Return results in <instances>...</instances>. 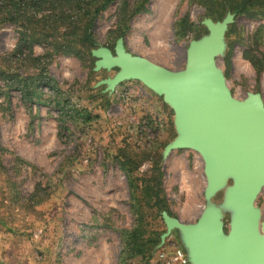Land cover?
<instances>
[{
  "label": "rangeland",
  "instance_id": "rangeland-1",
  "mask_svg": "<svg viewBox=\"0 0 264 264\" xmlns=\"http://www.w3.org/2000/svg\"><path fill=\"white\" fill-rule=\"evenodd\" d=\"M118 7L116 1L97 17L94 49L113 51ZM205 18L197 0H148L128 23L125 48L180 71L189 42L207 33ZM228 30L216 66L236 100L259 93L264 104V19L240 15ZM20 32L0 24V71L37 75L32 62L10 57ZM47 51L35 46L33 55ZM247 53L256 66L244 58ZM94 61L52 53L46 73L59 94L41 83L38 99L4 88L0 75V264H179L173 261L175 248L185 254L176 231L157 249L165 231L163 211L152 207L154 198L142 193L140 181L156 178L160 168L166 209L194 223L198 218L191 211L197 208L199 215L204 207L202 159L190 150L163 158V148L176 136L171 110L137 81L119 85L112 95L103 93L104 86L95 88L116 70L94 72ZM126 173L140 188L135 201ZM222 197L219 192L213 201L219 204ZM255 206L263 213L264 188ZM135 210L145 253L122 260L123 236L136 227ZM228 223L225 215L226 231ZM150 240L157 244L149 258Z\"/></svg>",
  "mask_w": 264,
  "mask_h": 264
},
{
  "label": "water",
  "instance_id": "water-1",
  "mask_svg": "<svg viewBox=\"0 0 264 264\" xmlns=\"http://www.w3.org/2000/svg\"><path fill=\"white\" fill-rule=\"evenodd\" d=\"M234 19L230 12L220 21L205 18L201 25L207 33L189 42L180 71L129 53L122 37L113 51L91 50L94 72L116 70L95 88L104 86L103 93L112 95L119 85L137 81L171 110L176 136L163 148V158L190 150L202 159L206 185L198 219L183 223L160 213L165 231L157 249L176 231L188 264H264V211L255 206L264 188V104L259 93L236 100L216 66ZM219 192L223 197L216 204Z\"/></svg>",
  "mask_w": 264,
  "mask_h": 264
},
{
  "label": "trees",
  "instance_id": "trees-1",
  "mask_svg": "<svg viewBox=\"0 0 264 264\" xmlns=\"http://www.w3.org/2000/svg\"><path fill=\"white\" fill-rule=\"evenodd\" d=\"M116 1L119 2V7L116 11L117 24L113 34L117 40L124 37L128 23L140 10L144 9L148 0H0V24L14 25L21 29L17 46L10 57L19 56L22 57L21 62L27 60L32 62V67L37 68L39 72L37 75H18L0 71L4 88H15L24 97L38 99L39 96L36 93L42 83L52 92L59 94L56 83L48 78L46 73V63L48 65L52 53L56 52L78 59L87 56L89 60L92 59L91 50L95 48L96 43L92 34L95 21L110 4ZM197 1L206 10L207 17L214 21L222 20L227 12H231L235 17L243 15L248 18L264 19V0ZM229 32L230 30L226 35ZM35 46H44L48 51L43 56H34ZM244 58L256 66L254 56L247 53ZM257 63L261 64L260 61ZM157 171L156 178L140 181L142 193L154 198L153 208L166 211L172 216L163 203L160 168ZM126 177L130 199L135 201L137 200L136 193L140 188L133 182L129 173H126ZM144 182L155 184L148 186ZM134 214L136 227L127 232L125 237L123 236L122 260L125 255L137 257L145 253V244L141 243L144 231L138 226L141 224L139 211L135 210ZM156 244L151 240L148 242L151 248L147 257H151Z\"/></svg>",
  "mask_w": 264,
  "mask_h": 264
},
{
  "label": "built area",
  "instance_id": "built-area-1",
  "mask_svg": "<svg viewBox=\"0 0 264 264\" xmlns=\"http://www.w3.org/2000/svg\"><path fill=\"white\" fill-rule=\"evenodd\" d=\"M175 256L173 261L178 262L179 264H188L187 258L184 254V252H182L179 248H175Z\"/></svg>",
  "mask_w": 264,
  "mask_h": 264
},
{
  "label": "crops",
  "instance_id": "crops-1",
  "mask_svg": "<svg viewBox=\"0 0 264 264\" xmlns=\"http://www.w3.org/2000/svg\"><path fill=\"white\" fill-rule=\"evenodd\" d=\"M118 181H121V180L118 179ZM200 182H201L202 185H203L204 182H203V180H202L201 178H200ZM200 182H199V183H200ZM204 188H205V186H204ZM204 188H203V191H204ZM199 190L201 191V184H200V189H199ZM199 190H198V193L196 192V195H197V194L199 195ZM202 194H203V192H202ZM198 195H197V196H198ZM197 196H196V197H197ZM196 207H198L197 203H196ZM196 209H197V208H196ZM196 209L194 208L193 211H191V217H195V216H196L197 218L199 217L200 214L198 215V211H197ZM197 215H198V216H197ZM177 218H178V220H180L181 222H185V221H187L185 218H183V219H181L180 217H177Z\"/></svg>",
  "mask_w": 264,
  "mask_h": 264
}]
</instances>
